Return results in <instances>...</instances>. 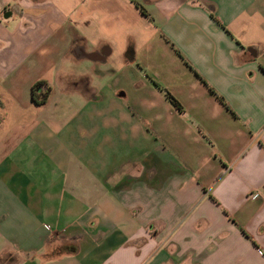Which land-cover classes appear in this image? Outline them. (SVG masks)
I'll use <instances>...</instances> for the list:
<instances>
[{"label":"crops","instance_id":"0c3cea01","mask_svg":"<svg viewBox=\"0 0 264 264\" xmlns=\"http://www.w3.org/2000/svg\"><path fill=\"white\" fill-rule=\"evenodd\" d=\"M0 264H264V0H0Z\"/></svg>","mask_w":264,"mask_h":264},{"label":"trees","instance_id":"16d2710c","mask_svg":"<svg viewBox=\"0 0 264 264\" xmlns=\"http://www.w3.org/2000/svg\"><path fill=\"white\" fill-rule=\"evenodd\" d=\"M38 91L41 92L40 96L38 95ZM49 89H44V83L43 82H39L37 83L36 85L33 86L32 88V99H33V102L37 105H41L43 104L47 97H48V94H49ZM166 96H167V99H169V101L175 106L177 107L178 109L181 110V106L180 104L178 103V101L169 93L166 91Z\"/></svg>","mask_w":264,"mask_h":264},{"label":"water","instance_id":"95a60500","mask_svg":"<svg viewBox=\"0 0 264 264\" xmlns=\"http://www.w3.org/2000/svg\"><path fill=\"white\" fill-rule=\"evenodd\" d=\"M11 15V13H8L7 17H9Z\"/></svg>","mask_w":264,"mask_h":264}]
</instances>
